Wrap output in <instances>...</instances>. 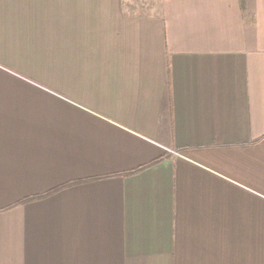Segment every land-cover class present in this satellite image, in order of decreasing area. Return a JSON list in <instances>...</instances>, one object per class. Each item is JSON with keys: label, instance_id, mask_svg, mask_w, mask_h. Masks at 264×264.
Returning a JSON list of instances; mask_svg holds the SVG:
<instances>
[{"label": "crops", "instance_id": "crops-1", "mask_svg": "<svg viewBox=\"0 0 264 264\" xmlns=\"http://www.w3.org/2000/svg\"><path fill=\"white\" fill-rule=\"evenodd\" d=\"M0 264H264V0H0Z\"/></svg>", "mask_w": 264, "mask_h": 264}, {"label": "trees", "instance_id": "trees-1", "mask_svg": "<svg viewBox=\"0 0 264 264\" xmlns=\"http://www.w3.org/2000/svg\"><path fill=\"white\" fill-rule=\"evenodd\" d=\"M152 164H153V163H152ZM145 168H146V167H145ZM141 170H143V168L138 169V170L133 171V172H130V173H127V174H131V175H132V174H136V173L140 172ZM75 183H77V182H75ZM75 183H70V184H75ZM70 184H67V185H65V186H68V185H70ZM57 190H58V189H57ZM54 191H55V190H54ZM54 191H53V192H54ZM53 192H52V193H53ZM50 194H51V193H50ZM48 195H49V194H48Z\"/></svg>", "mask_w": 264, "mask_h": 264}]
</instances>
